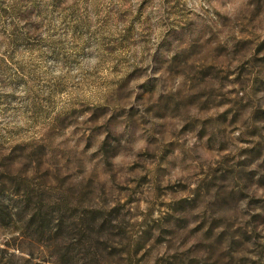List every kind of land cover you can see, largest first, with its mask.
Here are the masks:
<instances>
[{
	"label": "rangeland",
	"instance_id": "rangeland-1",
	"mask_svg": "<svg viewBox=\"0 0 264 264\" xmlns=\"http://www.w3.org/2000/svg\"><path fill=\"white\" fill-rule=\"evenodd\" d=\"M0 264H264V0H0Z\"/></svg>",
	"mask_w": 264,
	"mask_h": 264
}]
</instances>
